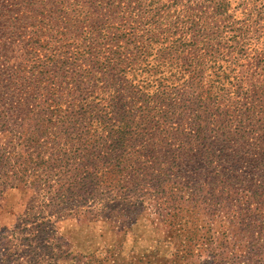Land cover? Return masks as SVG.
<instances>
[{
    "label": "trees",
    "instance_id": "trees-1",
    "mask_svg": "<svg viewBox=\"0 0 264 264\" xmlns=\"http://www.w3.org/2000/svg\"><path fill=\"white\" fill-rule=\"evenodd\" d=\"M230 11L229 0H0V121L29 120L25 108L42 92L57 131L79 116L99 120L87 132L106 134L110 154L119 136L105 125L110 113L83 101L91 89L113 99L133 90L129 110L109 105L133 128V165H144L133 171V208L147 205L174 229L183 209L206 204L234 229L254 227L251 204L264 202V52L249 51L259 30ZM26 88L39 96L24 99ZM20 123L0 129L13 135ZM248 236L252 256L264 235Z\"/></svg>",
    "mask_w": 264,
    "mask_h": 264
},
{
    "label": "rangeland",
    "instance_id": "rangeland-1",
    "mask_svg": "<svg viewBox=\"0 0 264 264\" xmlns=\"http://www.w3.org/2000/svg\"><path fill=\"white\" fill-rule=\"evenodd\" d=\"M229 2L235 19L259 30L257 37L249 33V51L264 52V0ZM120 93L124 99H113L112 90L91 89L83 101L102 105L97 109L110 113L105 125L119 133L109 138L116 146L107 162L100 160L110 155L102 148L106 134L87 132L99 120L79 116L67 131H57L59 117L42 115L55 107L42 92L39 105L26 106L29 120L15 123L20 125L13 135L0 129V240H5L0 264H264V244L253 243L254 254H247L248 235L255 241L264 235L262 201L251 204L254 227L237 231L224 212L214 214L206 204L193 214L183 209L174 229L162 223V213L151 215L147 205L133 208V171L144 165H133V128L128 131V123L111 115L109 105L126 110L133 105V90ZM24 95L39 96L28 88ZM4 121L0 127H13ZM121 139L126 141L120 144ZM87 156L88 166L73 164ZM10 242L15 249L8 248Z\"/></svg>",
    "mask_w": 264,
    "mask_h": 264
}]
</instances>
